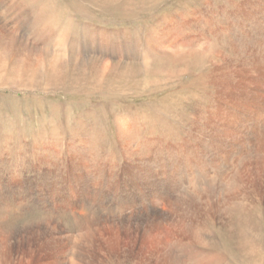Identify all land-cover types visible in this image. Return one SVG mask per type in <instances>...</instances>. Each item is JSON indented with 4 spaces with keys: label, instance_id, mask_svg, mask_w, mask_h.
Masks as SVG:
<instances>
[{
    "label": "rangeland",
    "instance_id": "rangeland-1",
    "mask_svg": "<svg viewBox=\"0 0 264 264\" xmlns=\"http://www.w3.org/2000/svg\"><path fill=\"white\" fill-rule=\"evenodd\" d=\"M250 2L254 4V0H133L131 7L124 9V3L117 2V0H21L19 4L10 7L9 12L5 11L4 4L0 3V13L5 15L6 23L15 26L20 33L19 39L5 34V38L12 40L6 43L5 41L9 40H4L0 34V52L4 46L10 47V50H13L14 46L15 56L21 53L39 55L43 59L44 68V71L36 72L38 75L33 79V83L28 87L22 86L23 89H19L18 86L16 91L17 82L10 85L5 79L8 73L10 75L12 71V74L15 75L16 71L10 70L9 72L7 70L6 76L0 79L2 81L0 84L6 82L11 88L10 91L3 87L4 90L0 91L1 264H68L70 261H72L71 264H167L166 260L163 261L164 251L159 250L158 244H163L168 240L171 241H169V245L179 247L176 255L180 264H264V173H261V177L258 179L257 191L253 188V184H248L246 181L247 185L244 191L240 190L237 194H230L231 196L226 194V196H221L213 188L214 185L218 188L220 183H224V178L227 177V181L230 179L234 168H241L250 160L245 158L246 162L239 164V157L235 155L236 159L232 156L233 158L230 157L226 163L222 158L228 148L219 150L217 156L212 153L209 156L203 149L205 146L201 143L197 144L199 143L197 139L190 146L187 143L189 133L193 134V114L202 106L208 107V99L209 101L213 99H210L208 95L217 93L216 87L220 89L213 77V73L215 76L218 70L216 69L218 68L217 64L228 68L226 69L229 70L231 80L233 77L234 80L237 78L236 84L233 85L234 89H232H236L235 91L239 94L244 92L238 77L242 76L239 74L241 70L236 66L231 67L228 61L224 60L223 55H220L223 51L231 53L234 38L228 32V35H224L225 39L221 40V34L216 30V27L221 26L224 33L226 16L236 9H241L242 16L246 14L254 16L250 17V23L253 22L252 19H255L253 12L257 9L254 8L255 4ZM209 4L212 5L213 10L210 9ZM20 9L21 17L18 15ZM222 10L225 12L222 13ZM220 11L221 15H218ZM245 11L248 12L245 13ZM12 12H14L13 16L10 15ZM34 14L44 18L43 27H39L41 21L34 17ZM204 15V19L213 15L220 16L216 19L217 25L213 24V29L209 25L200 27L199 24H196L197 17ZM18 17L22 18L20 24L18 21L10 22V20L14 22ZM56 20H58L57 23ZM172 20L176 22L172 23ZM46 21H51V26ZM48 27H52L51 31H48L50 30ZM168 33L169 38H167ZM57 35L63 37L64 42L72 45L69 52V66L66 71L63 68L65 63L57 66L63 72V77L54 76L49 72V70L53 71V68L49 67V63L51 59H54L52 44L58 37ZM158 36L161 40L158 39ZM258 40L262 41L261 38ZM29 41L33 44L29 45ZM250 41L256 43L257 38H252ZM151 46L153 47L151 48ZM245 49L249 57L257 60V57L264 58V53L259 51L256 44ZM144 55L148 56L147 58L150 60L148 69L150 73L147 74L137 65L139 63L137 59L140 56L143 58ZM77 56L81 61L74 65V58ZM112 56L123 57L126 61H130L129 63L133 64L134 74L136 75L138 72L143 76L146 89L138 93L123 92L121 94V92L115 93L110 90L112 85L109 82L110 86L104 85L103 89H94L89 86L87 81L94 74V68L99 71V66L94 62L99 58L107 57L106 60ZM96 65L97 67H95ZM235 72H237V76H235ZM8 80L10 81V78ZM121 117L127 119L130 125L132 123L138 129L135 136L136 142L131 150H129V143L127 144L130 139L128 137L124 139L118 133V123L122 120ZM229 132H232L234 137L241 136L237 127L230 129ZM147 143L149 146L151 144L158 146L160 143H164L169 155L160 156L163 165L158 169L154 167L153 163H147L146 169H140L146 178L140 174L132 178L131 170H138V168L132 167L131 158L136 159L141 155L148 159L154 158V156H150L151 153L147 149H144ZM186 147L190 148V154H188L189 149L184 150ZM88 151H92L90 154L94 155H90ZM180 151L187 154L185 153V156L182 157L179 154ZM164 154L167 155V153ZM87 155L92 157V163L88 160ZM212 155L215 157L212 158L211 164L207 162L202 164L207 157ZM74 157L78 163L80 162L79 164H76L77 161H74L76 160ZM234 159L235 163H233ZM251 163L244 169H255L252 166L254 163ZM91 165L93 167H89ZM74 167L77 169V173L74 171ZM111 167L114 171L111 170ZM198 167L201 170L196 172L195 169ZM157 170L160 173L159 179L167 177L165 187L172 194L170 193L167 201L168 215L165 213L166 215L159 218L161 221H158L166 225L157 222L158 224L155 226L159 229L162 226L163 229V231L160 229L162 236L156 246L148 237L146 239L144 237L136 238L135 231L125 224H120L116 216L118 218L120 214L124 194H130L141 182H151V178ZM244 172L247 173V170ZM80 177L82 178L80 179ZM84 182L92 185L91 188L88 189ZM92 182L93 184H91ZM97 182H100L98 183V189H101L100 193L95 192ZM206 182L209 183L208 186H206ZM55 184L58 186H54ZM81 184L84 185L83 190ZM210 189L213 190L210 191ZM51 191L53 192L50 193ZM89 194H91L90 197ZM242 194L245 195V198ZM227 200H229L228 203ZM87 201L89 202L87 203ZM192 202L195 203L192 204ZM117 203L120 205L118 206ZM83 204L84 206H82ZM93 204L96 205L93 206L94 208ZM58 208L59 210H57ZM115 214L116 216H114ZM102 217L103 219L109 218V221H104L105 224L111 220H114V223L110 222L102 226L103 222L101 226L99 225V229L97 228L89 236L90 247L84 242L80 250L78 244V241H81L80 234L87 236L84 228L87 226L85 222L88 223L91 218ZM166 217L168 218L166 219ZM54 225L57 227L54 228ZM47 230H50V233ZM174 231L178 234L176 232L174 234ZM170 233L174 238L176 237V240L169 237ZM65 234L69 239L65 240ZM167 236L168 239H166ZM97 239H104V243ZM91 241L94 243L93 247H91ZM74 242L78 245L73 244ZM87 245L89 248L85 247ZM151 249L152 252L154 251L153 254H151ZM94 257L97 261H94Z\"/></svg>",
    "mask_w": 264,
    "mask_h": 264
},
{
    "label": "bare ground",
    "instance_id": "bare-ground-1",
    "mask_svg": "<svg viewBox=\"0 0 264 264\" xmlns=\"http://www.w3.org/2000/svg\"><path fill=\"white\" fill-rule=\"evenodd\" d=\"M4 1V2H3ZM21 0H0V3L4 4V9L5 11L9 12L10 7L15 6L16 4H19ZM210 1V0H209ZM117 2H123L124 3V9L126 8H130L131 4H133V0H117ZM202 2V1H201ZM253 2V1H252ZM250 2V3H252ZM109 3V2H108ZM135 3V2H134ZM208 3V2H207ZM212 3V1H211ZM216 4V3H215ZM235 4V3H234ZM253 4V3H252ZM255 4V5H254ZM254 8H256L257 10L254 11L253 13L255 14V19H252L253 22L250 23V17H254V16H250L251 14H249L247 16L246 15H241L240 14V10H236L234 12H231L228 14V16H226V27L224 28V33L223 30L221 28V26L216 27V30H218V32L221 34V40L225 39V36L228 35V32L231 33V35L234 38V45H233V49H231V53H226L221 52L220 55H223V57L225 58L224 60H227L228 63L232 66H236L237 68H239L241 71H239V74L242 76H238L240 78V82H241V86L244 89L243 93H237V91L233 90L234 86L236 84V79L233 80L230 79V73L228 72L229 70H227L228 68L225 67L223 68V66L221 67L220 65L216 64L218 66L217 73L214 76L213 73V77L215 79V81L217 82V86L219 85L220 89L216 87L217 93H209L210 95L209 98H213L211 101H209L208 99V103L209 106L208 107H204L202 106L200 109H198V111L196 113L193 114V124H194V129H193V134L189 133L188 135V145L190 146V144L192 145V142L195 141L197 139V141L199 143L197 144H203L205 147L203 148L205 150V153L207 155L210 156V154L212 153L213 155L216 154V156L218 155V151L221 149H226V152L223 155V161L228 163L227 160L230 157H234L235 155H238L237 157H239V164H244L245 158L246 160L249 159L250 161L245 163L244 165L241 166V168H234L233 172H231V177L230 179L227 181L226 178L223 179L224 183H220V185L217 186L214 185V189L218 192V194H220L221 196L226 195H230V194H237L240 192V190H245V186L247 185L246 181H248V184L251 183L253 184V188L255 189V191H257V186H258V179L261 177V173H264V58L261 59L260 57H257L258 60L256 58H252L247 56V50L245 49L246 47L249 48L250 45L253 44V46L256 44V47H258L259 51L261 50V52L264 53V0H254ZM199 5V4H198ZM210 5V4H209ZM104 6V5H103ZM248 6V5H247ZM204 7V6H201ZM211 10H213L212 5L209 6ZM215 7V6H214ZM245 7V4H244ZM199 9V8H198ZM246 9V8H245ZM131 10V9H129ZM195 10V9H194ZM191 11V10H190ZM223 11V10H222ZM228 11V10H227ZM41 12V11H40ZM44 12V11H43ZM126 12V10H125ZM212 12V11H211ZM225 11H223L222 13H224ZM248 11H245V13H247ZM24 13V12H23ZM191 13V12H190ZM252 13V14H253ZM1 18H0V34L2 35L4 40H9V41H5L6 42H11V39L5 38V34H8L11 37L15 36V39H19L20 38V33L17 31V28L13 25L7 24L6 23V19H5V15H2V13H0ZM21 9L18 11V15L21 17L22 15ZM192 14V13H191ZM214 14V12H213ZM227 14V13H226ZM11 16L14 15V12L10 13ZM44 15V14H43ZM47 15V14H46ZM121 15V13H120ZM130 15V14H129ZM187 15V13H186ZM210 15V14H209ZM218 15H221V11ZM225 15V14H224ZM190 16V15H189ZM195 16V15H194ZM223 16V15H222ZM16 18L15 21L13 22L12 20H10L11 23H16L18 21V23L20 24V22L22 21V18ZM34 17H36L37 19H40V26L39 27H43V23L45 22V20H43L44 18H40L37 14H34ZM181 17V16H180ZM205 15L202 17H197V23L199 24L200 27L201 26H207L209 25L212 29L214 27V23H216V19L219 18L220 16H215L213 15L212 17L209 16V18L204 19ZM228 17V18H227ZM35 18V19H36ZM165 19V18H164ZM204 19V20H202ZM177 20V19H176ZM189 20V18H188ZM187 20V21H188ZM198 20L199 23H198ZM51 21L53 22V19H51ZM51 21H46V23H51ZM58 20H56L55 22L57 23ZM173 21V20H172ZM186 21V20H185ZM184 21V22H185ZM176 21H173L172 23H174ZM224 22V21H223ZM222 22V23H223ZM164 24V23H163ZM167 24V23H166ZM171 24V23H170ZM181 24V22H180ZM195 24V23H193ZM3 25V26H2ZM56 25V24H54ZM179 25V24H178ZM182 25V24H181ZM217 25V23H216ZM48 26V25H46ZM51 26V25H50ZM176 26V25H175ZM174 26V28H175ZM187 26V25H186ZM224 26V24H223ZM71 27V26H70ZM171 27V26H170ZM173 27V26H172ZM49 28V27H48ZM50 27L48 31H51ZM185 28V27H184ZM188 28V27H187ZM192 28V27H191ZM46 29V28H45ZM67 29V28H66ZM69 29V28H68ZM178 29V28H177ZM190 29V28H189ZM197 29V28H196ZM199 29V28H198ZM215 29V28H214ZM72 30V29H71ZM143 30V29H142ZM156 30V29H155ZM168 30V29H166ZM176 30V29H175ZM174 30V32H176ZM179 30V29H178ZM187 30V29H186ZM221 30V31H219ZM70 31V30H69ZM139 31V30H138ZM64 32V31H63ZM171 32V31H170ZM207 32V30H206ZM205 32V33H206ZM212 32V31H211ZM45 34V32H43ZM68 33V32H67ZM94 34V32H92ZM164 33V32H163ZM173 33V32H172ZM171 33V34H172ZM191 33V32H189ZM214 33V32H213ZM4 34V35H3ZM63 34V33H62ZM61 34V35H62ZM89 34V33H88ZM160 34V33H159ZM186 34V33H185ZM188 34V32H187ZM215 34V33H214ZM60 35V33H59ZM64 35V34H63ZM152 35V34H151ZM175 35V34H174ZM225 35V36H224ZM23 36V35H22ZM58 36V35H57ZM180 36V35H179ZM195 36V35H194ZM67 37V36H66ZM129 37V36H128ZM169 33L167 38H169ZM205 37V36H204ZM166 38V39H167ZM189 38V37H188ZM187 38V39H188ZM197 38V37H196ZM200 38V37H199ZM211 38V37H210ZM252 38H257L256 43L252 41L251 43V39ZM258 38H261L262 41H259ZM159 39V36H158ZM172 39V38H171ZM175 39V38H174ZM190 39V38H189ZM212 39V38H211ZM210 39V40H211ZM30 40V39H29ZM90 40V39H89ZM119 40V39H118ZM161 40V39H159ZM158 40V41H159ZM198 40V39H197ZM204 40V39H203ZM147 41V40H146ZM145 41V42H146ZM152 41V40H151ZM156 41V40H155ZM157 41V43H158ZM164 41V40H163ZM178 41V39H177ZM180 41V40H179ZM196 41V40H195ZM205 41V40H204ZM68 42V41H67ZM162 42V41H161ZM175 42V41H174ZM172 42V43H174ZM181 42V41H180ZM184 42V41H183ZM200 43L202 41H199ZM250 42V44H249ZM150 43V42H149ZM195 43V42H194ZM207 43V42H206ZM9 44V43H8ZM28 44H33L32 42H28ZM129 44V43H128ZM203 44H205V42H203ZM7 45V44H6ZM174 45V44H173ZM102 46V45H101ZM126 46V45H125ZM160 46H162L160 44ZM70 47H72V45L69 43L64 42L63 37L61 38V36H58L57 38H55L54 43L52 44V56L54 59L50 60L49 63V67L53 68V71L49 70V72L57 77H63L62 74L63 72L60 71V69L57 68L58 65L60 64H66L64 65V70L66 71V69L69 66V52L71 51ZM79 47V46H78ZM77 47V49H78ZM153 46H151L152 48ZM172 47V45H171ZM180 47V45H179ZM185 47V46H184ZM102 48V47H101ZM169 48V47H167ZM104 49V48H102ZM179 49V48H178ZM230 49V47H229ZM13 50H14V46H13ZM13 50H10V47H6L4 46L1 50V56H0V79L6 76V72L7 70H13L16 71V74H11L7 75V83L8 84H14L15 82H17V87L15 89V91L17 90L18 86L19 89H23L22 86L24 87H28L31 83H33V79L38 75H36L37 71H44L43 68V59L39 56V55H33L31 53H21L20 55H14ZM100 50V49H99ZM115 50V49H114ZM225 50V49H224ZM78 51V50H77ZM81 51V50H80ZM83 51V50H82ZM94 51V50H92ZM101 51V50H100ZM142 51V50H141ZM145 51V50H144ZM147 51V50H146ZM255 51V50H254ZM257 52H259L258 50H256ZM128 52V51H127ZM151 52V51H150ZM155 52V51H154ZM20 53V52H19ZM92 53V52H91ZM97 53V52H96ZM198 53V52H197ZM78 54V52H77ZM76 54V55H77ZM75 55V57H76ZM88 55V54H87ZM93 55V54H92ZM96 55V54H94ZM102 55V54H101ZM116 55V54H115ZM198 55V54H197ZM218 55V54H217ZM97 56V55H96ZM193 56V55H192ZM196 56V55H195ZM201 56V55H199ZM148 56H143V58L140 56V58L137 59V61H139V63L137 64L139 68H141L140 70L144 69V73H150L148 72V69L150 67V60L149 58H147ZM152 57V56H151ZM107 58V57H105ZM105 58H99L97 59L96 63L99 66V71L96 70L94 68V74H92L90 77V79H88L87 83L89 86L93 87L94 89L98 88V89H103L104 85H108V82L112 85V88L110 90L114 91L115 93L117 92H121V94L123 92L128 93V92H133V93H138L141 90L146 89L145 87V80L143 78V76L141 74H139L137 72V74L135 75L133 72V64L129 63L130 61H126L123 57H115L112 56L108 59L105 60ZM92 59V57H91ZM222 59V57H221ZM220 60V57H219ZM78 61H81L80 57L77 56V58H74V65H76L78 63ZM93 61V60H92ZM185 61V60H184ZM136 62V61H135ZM212 62V61H211ZM220 62V61H219ZM222 62V61H221ZM214 63V61L212 62ZM103 64V65H102ZM224 64V63H222ZM221 64V65H222ZM97 65L95 67H97ZM225 65V64H224ZM213 66V65H212ZM259 66V68H258ZM153 67V66H152ZM215 67V66H214ZM213 68V67H212ZM227 68V69H226ZM50 69V68H49ZM57 69V70H56ZM135 69V68H134ZM138 69V68H137ZM214 69V68H213ZM215 69V71H216ZM232 69V68H231ZM259 69V72H258ZM86 70V69H85ZM87 71V70H86ZM234 71H236L234 69ZM237 71V72H238ZM88 72V71H87ZM136 72V71H135ZM189 72V71H188ZM191 72V71H190ZM189 72V73H190ZM237 72H235V76H237ZM241 72V73H240ZM45 73V72H44ZM86 75V74H85ZM8 78H10V81L8 80ZM84 78V77H83ZM154 78V77H153ZM152 78V79H153ZM85 79V80H87ZM155 79V78H154ZM215 81H213L215 83ZM235 81V82H234ZM2 82V81H0ZM85 82V81H84ZM239 82V84H240ZM6 82L1 83L0 84V91L4 90V88H6V90H10L11 88H9L8 84ZM147 83V82H146ZM235 83V84H234ZM110 84L108 85V87L110 86ZM148 84V83H147ZM238 84V83H237ZM238 84V86H239ZM209 86V85H208ZM262 86V87H260ZM84 87V86H83ZM116 87V88H115ZM237 87V86H236ZM240 87V86H239ZM233 88V89H232ZM106 90V89H105ZM238 90V89H237ZM103 91V90H102ZM104 92V91H103ZM131 94V93H130ZM206 97V96H205ZM231 98V99H230ZM236 98V99H234ZM128 103V102H127ZM258 103V104H257ZM126 109V108H125ZM123 110V109H122ZM126 112V111H125ZM125 114V113H124ZM127 115V114H126ZM125 115V116H126ZM144 115V114H143ZM94 116V115H93ZM128 116V115H127ZM162 116V115H161ZM209 116V117H208ZM227 116V117H226ZM230 116V117H228ZM233 116V117H231ZM227 121H226V118ZM119 118V117H118ZM122 118V117H121ZM124 118V117H123ZM118 123L119 127H118V133L120 135H122V137L125 139V137H128L130 139V141H127V144L129 143L130 147L129 150L133 149V146L135 145L136 142V133L138 132V129L135 128V126L131 123V125L128 123L127 119H123ZM131 118V117H130ZM118 120V119H117ZM119 121V120H118ZM131 121V120H130ZM206 121L208 122V124L206 125ZM117 122V121H116ZM132 122V121H131ZM134 122V120H133ZM190 125V124H189ZM137 126V125H136ZM84 127V126H83ZM238 128L240 131L241 136L239 138H237L236 136H232V132H229L230 129L232 128ZM55 128V127H54ZM59 129V128H58ZM188 129V128H187ZM82 130V129H81ZM91 131V130H90ZM190 131V130H188ZM234 131V130H232ZM236 131V130H235ZM234 131V132H235ZM59 132V131H58ZM76 132V131H75ZM80 132V131H79ZM83 133V132H82ZM188 133V132H187ZM59 134V133H58ZM73 134V132H72ZM90 134V133H89ZM239 134V133H238ZM76 135V134H75ZM87 135V134H86ZM144 135V134H143ZM69 136H71L69 134ZM73 136V135H72ZM77 136V135H76ZM193 136V137H192ZM57 137V136H56ZM78 137V136H77ZM92 137V136H91ZM72 138V137H71ZM70 138V139H71ZM76 138V137H74ZM79 139V138H78ZM82 139V138H81ZM121 139V138H120ZM149 139V138H148ZM160 139V138H159ZM39 140V139H38ZM45 140V139H44ZM59 140V139H57ZM61 140V138H60ZM68 140V139H67ZM74 140V139H73ZM91 141V139H89ZM96 140V139H95ZM153 140V139H152ZM56 141V140H55ZM70 141V140H68ZM78 141V140H77ZM83 141V140H82ZM147 141V140H146ZM155 141V140H154ZM42 142V141H41ZM44 142V141H43ZM76 142V141H75ZM84 142V141H83ZM92 142V141H91ZM54 143V142H53ZM64 143V142H62ZM46 144V143H45ZM56 144V143H54ZM76 144V143H75ZM78 144V143H77ZM43 146V144H41ZM74 145V143H73ZM84 145V144H83ZM92 145V144H91ZM174 145V144H173ZM186 145V144H185ZM194 145H196L194 143ZM53 146V145H52ZM56 146V145H55ZM59 146V145H58ZM57 146V147H58ZM72 146V144H71ZM80 146V145H79ZM138 146V145H137ZM176 146V145H175ZM188 146V147H189ZM74 147V146H73ZM90 147V146H89ZM144 149H147L148 152L151 153L150 156H154V158L152 157L151 159H148L144 156H139L136 159H132L131 158V163H132V167L133 168H138L137 169H133L130 172V176L133 177H137L139 174L143 177H145V174L141 172L140 169H146L145 166L147 163H153L154 167H156V169H158L159 167H162V157L160 158V156H168L169 153L167 152V150L164 147V143H160L158 146H154V144H151L150 146L148 145V143L144 146ZM173 147V146H172ZM184 147V146H182ZM186 147L184 150H188V154L191 153L190 148ZM71 148V147H70ZM102 148V147H101ZM127 148V147H126ZM136 148V147H135ZM77 149V148H76ZM75 149V151H76ZM125 149V147H124ZM34 150V149H33ZM41 150V149H40ZM67 150V149H66ZM81 150V149H80ZM92 150V148H91ZM135 150V149H134ZM177 150V149H176ZM50 151V150H49ZM74 151V150H72ZM83 151V150H82ZM127 151V150H126ZM223 151V150H222ZM40 152V151H39ZM81 152V151H78ZM77 152V153H78ZM92 152V151H90ZM90 152L88 151V153L90 154ZM100 152V151H99ZM135 152V151H134ZM46 153V151H45ZM54 153V152H53ZM52 153V154H53ZM86 153V154H88ZM164 153H167L164 154ZM186 152L180 151L179 154L183 157L185 156ZM223 153V152H221ZM40 154V153H39ZM93 154V153H91ZM90 154V155H91ZM187 154V153H186ZM205 154V155H206ZM81 155V154H80ZM85 155V154H84ZM94 155V154H93ZM178 155V154H177ZM204 155V156H205ZM211 156V157H207V159H205V161L202 163L204 164L205 162H207L208 164H211V160L213 157L215 156ZM45 156V154H44ZM56 156V155H55ZM73 156V154H72ZM128 157V153L126 155ZM131 154L129 155L130 158ZM171 156V155H170ZM221 156V155H220ZM76 157V155H75ZM74 157V158H75ZM88 157V155H87ZM94 157V156H93ZM232 157V158H233ZM49 158V157H48ZM58 158V157H56ZM73 158V157H71ZM89 158V159H88ZM87 159L88 160H92L91 156H89ZM96 158V156H95ZM98 158V157H97ZM173 158V157H172ZM181 158V157H179ZM235 158V157H234ZM38 159V158H37ZM76 159V158H75ZM81 159V158H80ZM199 159V158H198ZM236 159V158H235ZM234 159V160H235ZM56 160V159H55ZM64 160V159H63ZM72 160V159H71ZM74 160V159H73ZM86 160V161H88ZM114 160V159H113ZM233 160V159H232ZM23 161V160H22ZM60 161V160H59ZM74 161H77L74 160ZM96 162V161H93ZM177 162H180V160H177ZM200 162V161H199ZM220 162V161H219ZM236 160L233 162L235 163ZM254 163V165L252 163ZM76 163V162H75ZM80 163V162H79ZM78 161L76 164H79ZM82 163V162H81ZM88 163V162H87ZM92 163V161L90 162ZM98 163V162H97ZM164 163V162H163ZM170 163V162H169ZM174 163V162H173ZM230 163V160H229ZM250 163L252 164L253 167H255V169H244L247 168L248 166H250ZM94 164V163H93ZM99 164V163H98ZM109 164V163H108ZM232 164V163H231ZM249 164V165H248ZM51 165V164H49ZM60 165V164H59ZM73 165V164H71ZM84 165V163H83ZM89 165V164H87ZM172 165V164H171ZM68 166V165H66ZM74 166V165H73ZM95 166V164L93 165ZM92 165L89 167H93ZM98 166V165H97ZM104 166V165H103ZM169 166V165H168ZM186 166V165H185ZM199 166V165H198ZM222 166V165H221ZM234 166V165H233ZM24 167V166H23ZM100 167V166H99ZM172 167V166H171ZM200 167V166H199ZM199 167L197 169H195L196 172H199L201 169H199ZM202 167V166H201ZM223 167V166H222ZM227 167V166H226ZM235 167V166H234ZM237 167V166H236ZM252 167V168H253ZM77 168V166H76ZM79 168V167H78ZM88 168V167H87ZM95 168V167H94ZM101 168V167H100ZM182 168V167H181ZM204 168V167H203ZM225 168V167H223ZM228 168V167H227ZM55 169V168H54ZM64 169V168H63ZM72 169V168H71ZM75 169V167H74ZM80 169V168H79ZM85 169V168H84ZM169 169V168H168ZM206 166H205V170H206ZM213 169V168H212ZM77 169H75L74 171L77 173L76 171ZM82 170V168L80 169ZM79 170V172H80ZM86 170V169H85ZM88 170V169H87ZM91 170V169H89ZM93 170V169H92ZM91 170V171H92ZM112 170V167H111ZM164 170V169H163ZM211 170V169H210ZM228 170V169H227ZM245 170H247V173L244 172ZM114 171V170H112ZM143 171V170H142ZM153 171V170H152ZM173 171V170H172ZM208 171V170H207ZM50 172V171H49ZM111 172V171H110ZM150 172V171H149ZM169 172V171H168ZM57 173V172H56ZM69 173V172H68ZM81 173V172H80ZM79 173V174H80ZM113 173V172H112ZM116 173V172H115ZM147 173V172H146ZM173 173V172H172ZM190 173V171H189ZM188 173V174H189ZM230 173V172H229ZM38 174V173H37ZM47 174V173H46ZM77 174V175H79ZM83 174V173H82ZM88 174V173H86ZM90 174V173H89ZM88 174V175H89ZM109 174V173H108ZM119 174V173H117ZM160 173H158V170L156 171V173L152 176L151 178V182L146 183L145 182H141L140 185L138 187H136L135 189L132 190V192H130V194H124V198L122 200V206H121V211L120 214L117 218L116 214L114 216H116L117 221L120 224H125L128 227H130L132 230H134L135 232V236L136 238H140L142 239V237H144L146 239V237H148L152 242L153 245H156L159 243V239L162 236V231L163 229L161 228L162 226H160V229H162V231L155 227L157 226V224L159 223L158 221L161 219V216L164 215L165 213L167 214V201L169 199V196L172 194V192H170V190L168 191L166 189V182L165 180H168L167 177L166 179H162V178H158V175ZM179 174V173H178ZM193 174V173H192ZM44 175V174H43ZM58 175V173H57ZM81 175V174H80ZM85 175V174H83ZM95 175V174H94ZM164 175V174H163ZM187 175V174H186ZM29 176V175H28ZM60 176V175H59ZM105 176V175H104ZM177 176V175H176ZM182 176V175H181ZM62 177V176H61ZM101 177V176H100ZM110 177V176H109ZM247 177V178H246ZM65 178V177H64ZM77 178V177H76ZM82 177H80L81 179ZM87 178V177H86ZM146 178V177H145ZM144 178V179H145ZM187 178V177H186ZM75 179V178H74ZM91 179V178H90ZM96 179V178H95ZM116 179V178H115ZM142 179V180H144ZM180 179V178H179ZM183 179V178H182ZM211 180H213L212 178H210ZM221 179V178H220ZM219 179V180H220ZM38 180V179H37ZM62 180V178H61ZM64 180V179H63ZM108 180V179H107ZM135 180V179H134ZM149 180V179H148ZM147 180V181H148ZM218 180V181H219ZM65 181V180H64ZM72 181V180H71ZM81 181V180H80ZM94 181V180H93ZM99 181V180H98ZM206 181V180H205ZM214 181V180H213ZM253 182V183H252ZM49 183V182H48ZM75 183V182H74ZM81 183V182H80ZM86 182H84L85 184ZM98 183L95 186V192H99L101 191V189H98ZM109 183V182H108ZM183 183V182H182ZM190 183V182H189ZM207 183V182H206ZM61 185V183H59ZM63 184V183H62ZM93 184V182L91 183ZM115 184V183H114ZM139 184V183H138ZM53 185V184H52ZM59 185V186H60ZM88 189L91 188L92 185H89V183H86ZM130 185V184H129ZM204 185V184H203ZM209 183H207L206 186H208ZM211 185V184H210ZM42 186V185H41ZM51 186V185H49ZM56 186V184L54 185ZM58 186V184H57ZM56 186V187H57ZM68 186V185H65ZM64 186V187H65ZM71 186V185H70ZM78 186V185H77ZM83 186L81 184V189L83 190ZM104 186V185H103ZM137 186V184H136ZM205 186V187H206ZM203 187V186H202ZM59 188V187H58ZM61 188V187H60ZM70 188V187H69ZM73 188V187H72ZM71 188V189H72ZM75 188V187H74ZM86 188V187H85ZM169 188V187H168ZM191 188V187H190ZM195 188V187H194ZM50 189V188H49ZM55 190L57 188H54ZM62 189V188H61ZM93 189V188H92ZM116 189V188H115ZM172 189V188H171ZM207 189H209L207 187ZM206 189V190H207ZM64 190V189H63ZM67 190V189H66ZM74 190V189H73ZM78 190V189H77ZM174 190V189H173ZM213 189H210V191H212ZM86 191V190H85ZM88 191V190H87ZM120 191V190H119ZM189 191V190H188ZM194 191V189H193ZM53 191H51L50 193H52ZM73 192V191H72ZM83 192V191H82ZM190 192V191H189ZM192 192V191H191ZM206 192V191H205ZM208 192V191H207ZM229 192V193H228ZM17 193V192H16ZM48 193V192H47ZM58 193V192H57ZM70 193V192H69ZM75 193V191H74ZM89 193V192H88ZM87 193V194H88ZM100 193V192H99ZM171 193V194H170ZM196 193V192H195ZM194 193V194H195ZM215 193V192H214ZM55 194V193H54ZM62 194V193H61ZM78 194V193H77ZM105 194V193H104ZM51 195V194H50ZM80 195V194H79ZM82 195V194H81ZM91 194H89L90 197ZM179 195V194H177ZM185 195V194H184ZM225 195V196H226ZM243 195V194H242ZM57 196V195H56ZM55 196V197H56ZM78 196V195H77ZM94 196V195H93ZM101 196V195H100ZM188 196V195H187ZM194 196V195H192ZM199 196V195H197ZM204 196V195H203ZM202 196V197H203ZM220 196V197H221ZM231 196V195H230ZM245 195H243L244 197ZM33 197V196H32ZM87 197V196H86ZM205 197V196H204ZM241 197V196H240ZM78 198V197H77ZM104 198V197H103ZM119 198V197H118ZM238 198V196L236 197V199ZM245 198V197H244ZM243 198V200H244ZM51 199V198H50ZM82 199V198H81ZM88 199V198H87ZM90 199V198H89ZM93 199V198H92ZM110 199V198H109ZM112 199V198H111ZM178 199V198H177ZM189 200L191 198H188ZM232 199V198H231ZM52 200V199H51ZM61 200V199H60ZM102 200V199H101ZM31 201V200H30ZM65 201V200H64ZM84 202V200H82ZM81 201V203H82ZM90 202L92 200H89ZM87 201V203L89 202ZM226 201V200H225ZM229 200H227L228 203ZM240 201V200H239ZM21 202V201H20ZM130 204H127L129 203ZM231 202V201H230ZM61 203V202H60ZM85 203V202H84ZM195 203V202H194ZM192 202V204H194ZM207 203V202H206ZM233 203V202H232ZM248 203V202H247ZM56 204V202H55ZM66 204V203H65ZM109 204V203H108ZM118 206L120 205L119 203H117ZM234 204V203H233ZM261 204V203H260ZM44 205V204H43ZM90 205V204H89ZM107 205V204H106ZM189 205V203H188ZM198 205V204H196ZM208 205V203H207ZM250 205V204H249ZM52 206V205H51ZM81 206V205H80ZM84 206V204L82 205ZM88 206V205H87ZM94 206V204L92 205V207ZM96 206V205H95ZM94 206V207H95ZM204 206V205H203ZM78 207V206H77ZM93 207V208H94ZM104 207V206H102ZM111 207V206H110ZM116 207V206H115ZM193 207V206H192ZM197 207V206H196ZM221 207V206H220ZM226 207V206H225ZM256 207V206H255ZM264 207V206H263ZM51 208V207H50ZM85 208V207H84ZM107 208V206H106ZM179 208V207H178ZM195 208V205L193 207V209ZM55 209V208H54ZM88 209V208H86ZM85 209V210H86ZM96 209V208H95ZM109 210L111 208H108ZM226 209V208H224ZM53 210V209H52ZM59 210V208L57 209ZM78 210V209H77ZM83 210V208H82ZM84 210V211H85ZM92 210V209H91ZM117 210V209H116ZM228 210V208H227ZM250 210V209H249ZM254 210V209H252ZM46 211V210H45ZM73 211V210H72ZM75 211V210H74ZM80 211V210H79ZM78 211V213H79ZM94 211V210H93ZM92 211V212H93ZM193 211V210H192ZM232 211V210H231ZM51 212V211H50ZM178 212V211H177ZM255 212V211H254ZM10 213V212H9ZM105 213V212H104ZM107 213V212H106ZM174 213V212H173ZM113 214V212H112ZM165 214V215H166ZM236 214V213H235ZM239 214V213H238ZM52 215V214H51ZM66 215V214H65ZM83 215V214H82ZM168 215V214H167ZM172 215V214H171ZM181 215V214H180ZM185 215V214H183ZM226 215V214H225ZM245 215V214H244ZM59 216V215H58ZM86 216V215H85ZM95 216V215H94ZM174 216V215H173ZM217 216V215H216ZM230 216V215H229ZM238 216V215H237ZM248 216V215H246ZM170 217V216H169ZM176 217V216H174ZM50 219V217H48ZM53 218V217H52ZM58 218V217H57ZM96 218H98L96 216ZM89 219L90 221L88 223L85 222V224L87 226H85V231L86 234H80L81 237V241H78V244L80 246V250L82 249L81 246L88 244L90 247L89 242V236L93 231H96V229L98 228V226L102 225V223L106 220L109 221V218L103 219L99 218V219ZM168 217H166L167 219ZM229 218V217H228ZM236 218V217H235ZM254 218V217H253ZM60 219V218H59ZM108 219V220H107ZM112 219V218H111ZM187 219V218H186ZM185 219V220H186ZM233 219V218H231ZM46 220V219H45ZM81 220V219H80ZM170 220V219H169ZM52 221V220H51ZM62 221V220H61ZM86 221V220H85ZM88 221V220H87ZM105 221V222H106ZM166 221V220H164ZM162 221V222H164ZM172 221V220H171ZM102 225L105 226L106 224H109L110 222L114 223V220H111L110 222H107L106 224ZM158 222V223H157ZM50 223V222H49ZM57 223V222H55ZM182 223V222H181ZM215 223V222H214ZM242 223V222H241ZM52 224V223H51ZM156 224V225H155ZM161 224V222L159 223ZM165 224V223H162ZM161 224V225H162ZM170 224V222H169ZM212 224V223H211ZM48 225V222H47ZM59 225V224H56ZM54 225V228L55 226ZM71 225V224H70ZM166 225V224H165ZM216 225V224H215ZM220 225V224H219ZM237 225H239L237 223ZM243 225V224H242ZM43 226V225H42ZM52 226V225H51ZM50 226V227H51ZM169 226V225H168ZM171 228L172 225H170ZM174 226V225H173ZM32 227V226H31ZM44 227V226H43ZM57 227V226H56ZM61 227V226H60ZM59 227V228H60ZM82 227V226H81ZM117 227V226H116ZM241 227V226H240ZM39 228V227H38ZM37 228V229H38ZM48 228V227H47ZM95 228V229H94ZM101 228V227H100ZM124 228V227H123ZM159 229V231H157V229ZM176 228V227H175ZM207 228V227H206ZM41 229V228H40ZM39 229V230H40ZM62 230V228H60ZM99 229V228H98ZM198 229V228H197ZM36 230V229H35ZM57 230V229H56ZM59 230V229H58ZM76 230V229H75ZM117 230V229H116ZM119 230V228H118ZM128 230V229H127ZM175 230V229H173ZM42 231V230H40ZM48 231V230H47ZM53 231V230H52ZM51 231V232H52ZM64 231V229H63ZM61 231V232H63ZM121 231V230H120ZM130 231V230H129ZM170 231V230H169ZM200 231H202L200 229ZM208 231V230H207ZM7 232V231H6ZM36 232V231H35ZM39 232V231H38ZM44 232H45V228H44ZM50 233V230L48 231ZM57 232V231H56ZM60 232V233H61ZM98 232V230H97ZM176 231H174L173 233L175 234ZM199 232V231H198ZM250 232V231H249ZM40 233V232H39ZM43 233V232H42ZM64 233V232H63ZM62 233V235H63ZM178 234V232H176ZM252 233V232H250ZM2 234V233H1ZM23 234V233H22ZM25 234V233H24ZM46 234V233H45ZM48 234V233H47ZM54 234V231H53ZM59 236V233H57ZM125 234V232H124ZM130 234V233H129ZM164 234V232H163ZM171 234V233H170ZM202 234V233H201ZM5 235V233H4ZM41 235V234H40ZM51 235V234H50ZM49 235V236H50ZM55 235V234H54ZM79 235V234H78ZM92 235V234H91ZM15 236V235H14ZM17 236V234H16ZM46 236V235H44ZM43 236V237H44ZM56 236V235H55ZM54 236V237H55ZM66 236V234H65ZM75 236V235H74ZM77 236V235H76ZM131 236V234H130ZM165 236V235H163ZM204 236V235H203ZM8 237V236H7ZM11 237V235H10ZM9 237V239H10ZM13 237V236H12ZM52 237V236H51ZM62 237V236H61ZM64 237V235H63ZM62 237V238H63ZM68 236H66V239ZM70 237V236H69ZM72 237V236H71ZM79 237V236H78ZM77 237V239H78ZM105 237V236H104ZM170 238H174V236L171 234L169 236ZM57 238V237H56ZM61 238V239H62ZM73 238V237H72ZM71 238V239H72ZM91 238V237H90ZM92 238H94L92 236ZM99 238V237H98ZM164 238V237H162ZM176 238V237H175ZM174 238V240H176ZM197 238V237H196ZM195 238V239H196ZM5 239V238H4ZM17 239V238H16ZM59 239V238H57ZM60 239V240H61ZM75 239V238H74ZM168 239V236L167 238ZM98 240V239H97ZM104 239H100L98 241H102L103 242ZM164 240V239H163ZM42 241V240H41ZM75 241V240H74ZM77 241V240H76ZM94 241V239H93ZM93 241H91V247L94 246ZM169 241H166L163 244H158V248L161 251H164V258L163 261L166 260L167 264H180L179 262V258L176 255L177 250L179 249V247L175 246V245H169ZM80 242V243H79ZM87 242V243H86ZM96 242V241H95ZM101 242V244H102ZM108 242V241H107ZM113 242V241H112ZM148 242V241H146ZM151 242V243H152ZM163 242V241H162ZM171 242V241H170ZM97 243V242H96ZM104 243V242H103ZM150 243V244H151ZM180 243V241H179ZM66 244V243H65ZM72 244V243H71ZM70 244V245H71ZM75 244V242L73 243ZM78 244H75L76 246ZM100 244V245H101ZM106 244V242H105ZM116 244V243H115ZM145 244V243H144ZM68 245V244H66ZM85 246V247H88ZM96 245V244H95ZM147 245V244H146ZM78 246V249H79ZM99 246V245H98ZM170 246V247H169ZM246 246V245H245ZM250 246V245H249ZM3 247V246H2ZM71 247V246H70ZM88 247V248H89ZM66 248V247H65ZM96 248V247H95ZM100 248V247H98ZM147 248V247H146ZM186 248V247H185ZM1 249V248H0ZM3 249V248H2ZM68 249V248H67ZM77 249V248H76ZM153 249V248H152ZM152 249L150 250L152 252ZM188 249V248H187ZM70 251V250H69ZM73 251V250H72ZM78 251V250H77ZM88 251H90L88 249ZM68 252V251H67ZM81 252V251H80ZM55 253V252H54ZM88 253V252H87ZM154 251L151 253L153 254ZM3 254V253H2ZM57 254V253H55ZM70 254V253H69ZM75 254V253H74ZM83 254V253H82ZM94 254V253H93ZM68 255V254H67ZM3 256V255H2ZM64 256V255H63ZM80 256V255H79ZM69 257V256H68ZM71 257V256H70ZM76 257V256H74ZM82 257V256H81ZM80 257V258H81ZM54 258V257H53ZM64 258V257H63ZM70 259V258H68ZM87 259V258H86ZM158 259V257H157ZM73 260V259H72ZM95 257H94V261H95ZM69 261V260H68ZM75 261V260H73ZM80 261V260H78ZM76 261V262H78ZM84 261V259H83ZM92 261V260H91ZM97 261V260H96ZM156 261V260H155ZM1 262V261H0ZM72 261H70L69 263L71 264ZM89 262V261H88ZM149 262V261H148ZM57 263V262H56ZM68 263V264H69ZM1 264V263H0ZM61 264V263H60Z\"/></svg>",
    "mask_w": 264,
    "mask_h": 264
}]
</instances>
